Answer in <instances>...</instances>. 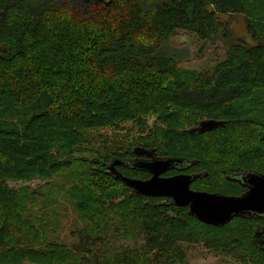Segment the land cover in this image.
Returning <instances> with one entry per match:
<instances>
[{
	"label": "trees",
	"instance_id": "16d2710c",
	"mask_svg": "<svg viewBox=\"0 0 264 264\" xmlns=\"http://www.w3.org/2000/svg\"><path fill=\"white\" fill-rule=\"evenodd\" d=\"M88 1L90 8L67 0H0V264H188L187 244L264 264L258 219L209 225L169 197L136 195L100 168L131 159L143 146L195 162L178 173L201 174L191 185L196 190L240 195L246 186L228 177L264 174V0ZM239 14L250 40L235 39L229 18ZM179 31L222 41L225 58L207 71L181 67L161 52ZM150 116H156L151 126ZM211 118L226 124L189 132ZM128 123L140 134L137 143L90 138ZM117 168L149 178L146 170ZM58 176L63 181L53 184ZM36 179L46 182L42 190L10 186ZM43 191L67 197L88 224L74 247L40 248L30 205ZM106 215L120 223L113 231L126 230L125 239L140 246L112 253L103 241L113 228Z\"/></svg>",
	"mask_w": 264,
	"mask_h": 264
},
{
	"label": "rangeland",
	"instance_id": "374dc122",
	"mask_svg": "<svg viewBox=\"0 0 264 264\" xmlns=\"http://www.w3.org/2000/svg\"><path fill=\"white\" fill-rule=\"evenodd\" d=\"M65 1V0H56ZM72 5L80 4L89 7L88 0H67ZM230 22L233 25L235 39L250 40V32L248 31V23L246 18L239 14L230 16ZM222 41L216 44L206 43L194 33L187 31H179L171 39L166 40L161 47V52L174 55L178 58L179 64L183 68L198 69L207 71L215 66L217 62L225 58L226 52ZM156 116L148 118L150 126L155 122ZM202 121V120H200ZM199 121V122H200ZM126 126V127H125ZM124 130L102 129L90 132L92 140H99L101 137L108 135L111 141L116 140L123 142L126 146L127 142L135 141L139 137L138 130L132 128L131 123L126 124ZM195 127V126H193ZM191 127V128H193ZM132 128V129H131ZM135 143H137L135 141ZM63 178L61 176L53 178V184H61ZM45 181L33 180L30 182L19 181L10 182L13 188H20L22 186H31L33 190H42ZM47 197L55 198L52 204L46 200ZM30 207L33 208V215L37 217L35 222L37 228L43 235L42 244L40 248H45L48 243L55 242L63 244L68 247H74L79 241L78 232L88 226L86 222L81 220L79 213L75 210L72 203L64 195H56L43 191L41 197L35 205L31 203ZM105 221L113 224V228L108 232L107 236L103 239L105 244L110 248L111 252L122 251L126 248H138L140 244H136L134 240L125 239L126 230L124 235L119 236L116 231V226H120L119 221L114 215H106ZM127 238V237H126ZM105 246H101L103 249ZM188 254V264H244L236 259L234 256H228L221 252H216L207 248L203 244H187L185 245ZM24 264H40L31 260H26Z\"/></svg>",
	"mask_w": 264,
	"mask_h": 264
},
{
	"label": "water",
	"instance_id": "95a60500",
	"mask_svg": "<svg viewBox=\"0 0 264 264\" xmlns=\"http://www.w3.org/2000/svg\"><path fill=\"white\" fill-rule=\"evenodd\" d=\"M224 120L204 119L190 133H205L220 126H225ZM134 159L116 158L111 163H104L100 168L117 180H122L136 195L150 197H169L172 202L181 207H188L189 213L201 222L214 226H224L239 216H264V174L256 171L245 172L229 179L237 180L246 186V191L240 195H227L220 192L196 190L192 183L201 174L179 172L165 176L172 169L183 170L195 162L181 157L157 156L155 149L136 146L133 150ZM93 160L99 162L97 157ZM129 165L133 168L146 170L151 174L147 179L128 177L117 168L118 165Z\"/></svg>",
	"mask_w": 264,
	"mask_h": 264
},
{
	"label": "flooded vegetation",
	"instance_id": "af4514ba",
	"mask_svg": "<svg viewBox=\"0 0 264 264\" xmlns=\"http://www.w3.org/2000/svg\"><path fill=\"white\" fill-rule=\"evenodd\" d=\"M134 158H135V155H133L131 159H134ZM175 170H177V173L175 174H178V169H175ZM166 173L164 174L165 176H170V175H166ZM171 175H174V174H171ZM149 177H151L150 173H149ZM251 217L258 219L256 223V228H255V239L259 243V245H262V247L264 248V216L256 215V216H251Z\"/></svg>",
	"mask_w": 264,
	"mask_h": 264
}]
</instances>
